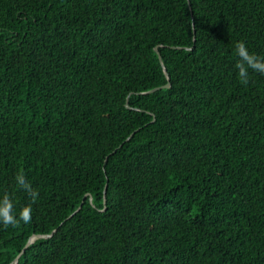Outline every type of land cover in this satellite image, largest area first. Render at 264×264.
I'll return each mask as SVG.
<instances>
[{
    "label": "trees",
    "instance_id": "16d2710c",
    "mask_svg": "<svg viewBox=\"0 0 264 264\" xmlns=\"http://www.w3.org/2000/svg\"><path fill=\"white\" fill-rule=\"evenodd\" d=\"M238 41L264 57V0H0V201L32 208L0 264L51 234L19 264H264V74L240 82Z\"/></svg>",
    "mask_w": 264,
    "mask_h": 264
},
{
    "label": "clouds",
    "instance_id": "9594fccd",
    "mask_svg": "<svg viewBox=\"0 0 264 264\" xmlns=\"http://www.w3.org/2000/svg\"><path fill=\"white\" fill-rule=\"evenodd\" d=\"M235 52L239 57L235 67L238 69V77L242 84L247 85L249 82L248 69L264 74V57L250 53L243 41L236 42ZM16 180L18 185L28 191L32 203H35L39 193L31 188L30 184L26 182L23 174H18ZM13 209L14 206L11 199L5 194L3 200L0 201V223H2L4 227L9 225L15 227L20 221H23L24 223L30 222L32 212L31 204L24 206L20 210L18 214L19 219L14 215Z\"/></svg>",
    "mask_w": 264,
    "mask_h": 264
},
{
    "label": "water",
    "instance_id": "95a60500",
    "mask_svg": "<svg viewBox=\"0 0 264 264\" xmlns=\"http://www.w3.org/2000/svg\"><path fill=\"white\" fill-rule=\"evenodd\" d=\"M155 51L158 53V55H159V57H160V60L162 61V56H161V53L159 52L158 47L155 48ZM165 72H166V71H165ZM168 80L170 81V78H169V77H168ZM170 86H171V84L169 83V84H167L166 86H164L163 88H169ZM161 88H162V87H160V88H156V89H154V90L149 91L148 93H151V92L157 91V90H159V89H161ZM126 106H127V108H130V106H129L128 104H127ZM105 190H106V189H105ZM105 192H106V191H105ZM105 194H106V193H105ZM81 207H82V206H80V208L77 210V212L80 211ZM50 237H52V234H51V235H44V236H33V237L29 240V242L26 244V246H25V248L22 250V252L17 256V258H16L14 264H19V259H20V257L26 252L27 248H28L31 244H33L37 239H39V238L47 239V238H50Z\"/></svg>",
    "mask_w": 264,
    "mask_h": 264
}]
</instances>
